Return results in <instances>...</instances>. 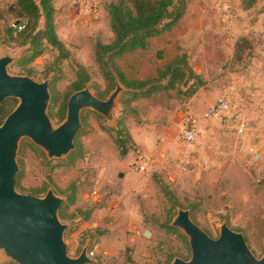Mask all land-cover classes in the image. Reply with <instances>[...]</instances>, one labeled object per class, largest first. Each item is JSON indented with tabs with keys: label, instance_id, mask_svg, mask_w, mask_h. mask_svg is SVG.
<instances>
[{
	"label": "rangeland",
	"instance_id": "1",
	"mask_svg": "<svg viewBox=\"0 0 264 264\" xmlns=\"http://www.w3.org/2000/svg\"><path fill=\"white\" fill-rule=\"evenodd\" d=\"M111 1L55 0L56 31L70 57L57 60L59 51L47 44L41 56L21 66L27 46L8 34L21 19L13 7L16 0H0V57H16L8 67L11 74L53 82L48 113L55 126L66 117L67 110L64 118L60 114L79 65L90 74L86 86L97 96L107 99L116 87L110 88L103 77L95 53L97 42L114 38L106 9ZM186 2L187 11L173 30L118 62L129 77L146 79L156 77L176 53H186L206 82L194 96L183 84L137 100L124 91L115 124L86 108L76 148L62 158L50 159L28 137L21 141L19 192L44 197L53 189L64 203L75 194L67 215L60 214L73 257L89 243V251L95 252L91 264L189 260V238L172 225L179 208L189 209L193 221L211 237H219L226 221L245 235L257 257L264 253V0ZM223 97L231 102L227 115L201 118ZM18 103V98H7L0 105L2 119ZM188 111L201 118L193 143L180 137V121ZM120 117H125L136 145L124 157L109 130ZM134 136L141 138L139 143ZM140 158L147 161L145 170L136 165ZM162 185L172 190L176 201ZM0 264L18 263L2 252Z\"/></svg>",
	"mask_w": 264,
	"mask_h": 264
},
{
	"label": "water",
	"instance_id": "2",
	"mask_svg": "<svg viewBox=\"0 0 264 264\" xmlns=\"http://www.w3.org/2000/svg\"><path fill=\"white\" fill-rule=\"evenodd\" d=\"M16 57H0V105L10 97L19 103L0 124V257L2 252L18 264H91L89 243L77 257L68 252L65 241L67 224L60 209L65 198L49 189L44 197L17 190L20 170L18 152L23 138L40 146L50 159L62 158L76 148L82 129V112L91 108L112 124L120 110V94L127 90L118 78L107 99L97 96L90 86L72 93L64 121L55 126L49 116L50 82L8 70ZM123 176V173H120ZM172 225L189 238V260L174 258L171 264H264V253L257 257L242 232L231 229L226 221L219 237L213 238L191 218L189 209L179 208Z\"/></svg>",
	"mask_w": 264,
	"mask_h": 264
},
{
	"label": "trees",
	"instance_id": "3",
	"mask_svg": "<svg viewBox=\"0 0 264 264\" xmlns=\"http://www.w3.org/2000/svg\"><path fill=\"white\" fill-rule=\"evenodd\" d=\"M55 0H16L13 5L21 19L18 24L9 28L8 34L12 40L27 46L19 65L24 66L33 62L43 54L47 44L59 51L57 60L70 57V52L56 31L54 6ZM111 30L114 38L108 42L96 43L95 53L97 62L110 88H114L116 77H119L127 87L126 94L130 100L149 98L154 94L175 89L178 84L187 86L186 93L194 96L206 82L196 73L189 62L186 53L175 56L164 67L157 70L156 77H129L120 67L118 60L127 54L147 49L150 39L175 28L187 11L186 0H113L107 6ZM14 32L17 38H14ZM91 76L83 65H79L77 78L72 83V91L66 95V101L60 116L64 118L70 95L80 90L90 82ZM53 82L51 81V90ZM55 101V97L52 99ZM3 106H0V124ZM111 128V127H110ZM113 135L120 156H126L136 148L135 141L125 123V117H120L115 128L109 129ZM78 139V136L77 138ZM75 158V154L70 156ZM21 173L18 174V178ZM171 201H176L175 195L168 187L162 185ZM75 194L68 196L67 202L60 209L61 216H66L67 206L73 203ZM174 229L173 227L169 226Z\"/></svg>",
	"mask_w": 264,
	"mask_h": 264
},
{
	"label": "built area",
	"instance_id": "4",
	"mask_svg": "<svg viewBox=\"0 0 264 264\" xmlns=\"http://www.w3.org/2000/svg\"><path fill=\"white\" fill-rule=\"evenodd\" d=\"M231 110V102L228 98L223 97L216 103L209 105L201 118L205 120L218 119L227 115ZM195 113L188 111L186 112L180 121V137L185 143H193L197 140L199 135V123L201 120ZM136 165L139 169L145 170L147 161L140 158L136 161ZM90 256H94V250L89 251Z\"/></svg>",
	"mask_w": 264,
	"mask_h": 264
},
{
	"label": "crops",
	"instance_id": "5",
	"mask_svg": "<svg viewBox=\"0 0 264 264\" xmlns=\"http://www.w3.org/2000/svg\"><path fill=\"white\" fill-rule=\"evenodd\" d=\"M182 20V19H181ZM174 29V28H173ZM172 29V30H173ZM168 32H170V31H167V32H164L163 34H165V33H168ZM163 34H161L160 36H162ZM160 36H156V37H160ZM156 37H153V38H156ZM153 38H151V39H153ZM151 39H150V41H151ZM181 54V53H180ZM179 53H176L171 59H173L175 56H177V55H180ZM171 59H169L168 61H170ZM167 61V62H168ZM166 62V63H167ZM139 130L137 129V132H138ZM133 132V131H132ZM131 133V132H130ZM132 136L134 135V133L133 134H131ZM135 137V136H134ZM135 139H137V141H138V143H139V141L141 140V138H137V137H135ZM131 153V152H130ZM129 153V154H130Z\"/></svg>",
	"mask_w": 264,
	"mask_h": 264
}]
</instances>
